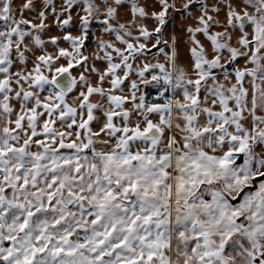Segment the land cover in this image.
<instances>
[{
    "label": "snow or ice",
    "instance_id": "obj_1",
    "mask_svg": "<svg viewBox=\"0 0 264 264\" xmlns=\"http://www.w3.org/2000/svg\"><path fill=\"white\" fill-rule=\"evenodd\" d=\"M0 264H264V0H0Z\"/></svg>",
    "mask_w": 264,
    "mask_h": 264
},
{
    "label": "crops",
    "instance_id": "obj_2",
    "mask_svg": "<svg viewBox=\"0 0 264 264\" xmlns=\"http://www.w3.org/2000/svg\"><path fill=\"white\" fill-rule=\"evenodd\" d=\"M169 2H173V0H169ZM174 2L177 5V8L180 7V5L184 2V0H174ZM63 3V0H53V5L56 6L57 11L59 12V7L61 6V4ZM83 0H76V5H82ZM158 10V9H157ZM193 11H197V9H193ZM35 15V14H33ZM83 15L82 10L79 7H74V9L72 10V20L71 22L64 26L63 29H60L59 26L57 25L56 22V17L51 15V10L49 9V18L46 20V23L48 24V27L50 29V32H46L45 36L43 37L46 41H47V35L51 34V35H57L60 36L61 39L59 41V46L60 47H66L69 48L71 50V46L69 43H67L66 41L63 40V34L64 32H70L72 35H79L80 32L82 31L81 27H80V21H79V16ZM60 19H63V16H60ZM38 22V21H36ZM147 26L151 29L153 27H155V22L153 20H146L144 21ZM196 21L193 17H190L188 15L187 12H182V11H175V10H170L169 12V19L168 22L166 24L165 27V35L166 38L170 39V37L175 34L178 38L179 44L178 47L180 48V62L187 65L190 63V54L187 51V46L184 43V37L186 35L184 29L186 27L187 24H195ZM103 23L101 21H96L93 20L90 24L89 30L91 31V41L90 43L86 46V48L83 50L84 52H86L88 54V56L90 57L89 63H95L97 67L103 68L106 66V63L101 59L99 61H93L91 59L92 53L97 49V40L103 36L104 39H109V40H113V42L117 43L118 46L120 47H124V45L119 44V42L115 41V37L114 35H107L103 33ZM202 38V37H201ZM203 39V38H202ZM135 42V41H134ZM47 51L49 52H53L56 53L57 49L53 48L50 44H48L47 46ZM151 54L144 57V56H138L136 58L135 61H131L133 63V71L130 74L132 79L136 78V73H135V67L137 65H142L143 60L144 59H148L150 61H153V57L155 55L156 50L155 49H151ZM103 54L101 53V56ZM158 59L161 62H164V58L163 56L158 57ZM60 63H67L66 60H61ZM83 69L80 68L79 65H74L73 68L70 69V71L72 72L73 75H78V73L80 71H82ZM149 89H154L151 85L144 87L141 86V90L142 91H146ZM71 95H75V91L73 93L70 94Z\"/></svg>",
    "mask_w": 264,
    "mask_h": 264
},
{
    "label": "trees",
    "instance_id": "obj_3",
    "mask_svg": "<svg viewBox=\"0 0 264 264\" xmlns=\"http://www.w3.org/2000/svg\"><path fill=\"white\" fill-rule=\"evenodd\" d=\"M89 31V35H88V38L85 40V42H84V47H83V50L86 48V46L90 43V41H91V38H92V35H91V31L90 30H88Z\"/></svg>",
    "mask_w": 264,
    "mask_h": 264
},
{
    "label": "built area",
    "instance_id": "obj_4",
    "mask_svg": "<svg viewBox=\"0 0 264 264\" xmlns=\"http://www.w3.org/2000/svg\"><path fill=\"white\" fill-rule=\"evenodd\" d=\"M155 89H150L148 91H146V93L149 95V98H152L155 96Z\"/></svg>",
    "mask_w": 264,
    "mask_h": 264
},
{
    "label": "rangeland",
    "instance_id": "obj_5",
    "mask_svg": "<svg viewBox=\"0 0 264 264\" xmlns=\"http://www.w3.org/2000/svg\"><path fill=\"white\" fill-rule=\"evenodd\" d=\"M150 90V89H149ZM146 91H148V90H146ZM146 91H145V93H146Z\"/></svg>",
    "mask_w": 264,
    "mask_h": 264
}]
</instances>
